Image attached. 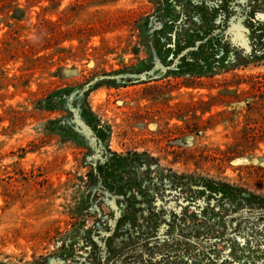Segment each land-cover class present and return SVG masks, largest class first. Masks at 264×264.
<instances>
[{"label": "rangeland", "instance_id": "rangeland-1", "mask_svg": "<svg viewBox=\"0 0 264 264\" xmlns=\"http://www.w3.org/2000/svg\"><path fill=\"white\" fill-rule=\"evenodd\" d=\"M0 264H264V0H0Z\"/></svg>", "mask_w": 264, "mask_h": 264}, {"label": "bare ground", "instance_id": "bare-ground-1", "mask_svg": "<svg viewBox=\"0 0 264 264\" xmlns=\"http://www.w3.org/2000/svg\"><path fill=\"white\" fill-rule=\"evenodd\" d=\"M236 31V35L239 36V37H243V33H242V30H241V27H237V29H235Z\"/></svg>", "mask_w": 264, "mask_h": 264}, {"label": "trees", "instance_id": "trees-1", "mask_svg": "<svg viewBox=\"0 0 264 264\" xmlns=\"http://www.w3.org/2000/svg\"><path fill=\"white\" fill-rule=\"evenodd\" d=\"M54 123H55V121H54Z\"/></svg>", "mask_w": 264, "mask_h": 264}]
</instances>
